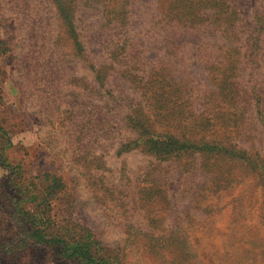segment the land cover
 Listing matches in <instances>:
<instances>
[{
  "label": "rangeland",
  "instance_id": "1",
  "mask_svg": "<svg viewBox=\"0 0 264 264\" xmlns=\"http://www.w3.org/2000/svg\"><path fill=\"white\" fill-rule=\"evenodd\" d=\"M66 1L0 0V195L39 177L21 202L92 259L12 225L0 264H264V0Z\"/></svg>",
  "mask_w": 264,
  "mask_h": 264
},
{
  "label": "trees",
  "instance_id": "2",
  "mask_svg": "<svg viewBox=\"0 0 264 264\" xmlns=\"http://www.w3.org/2000/svg\"><path fill=\"white\" fill-rule=\"evenodd\" d=\"M60 2L62 3V5H65V3L67 2L66 0H60ZM91 0H88V5H90ZM67 9V8H66ZM82 45V44H81ZM79 46V45H76ZM81 47L84 46H80ZM77 48V47H76ZM84 50H87L86 47H84ZM79 51V50H78ZM81 52V51H80ZM82 53V52H81ZM84 55H86V58H91V54L89 53H83ZM92 60V59H90ZM127 70H131L130 67H127L125 69V71ZM152 81H155L157 83H161L162 85V81H156L153 80V78H150ZM150 82V80H149ZM148 82V83H149ZM160 85V86H161ZM108 86H111L110 84ZM117 86V85H116ZM111 93L109 94L110 97H112V91L109 90V88H105V93ZM121 95V93L116 90V101L118 100V97ZM120 99V98H119ZM0 103H1V96H0ZM94 105H90V108L92 109ZM93 113L98 112L95 114L96 118H100L99 121H97L96 123H92V126H98L100 125V128H103L104 131H108V126H107V113L102 111L101 107H95L94 110H91ZM133 110H128L126 119L131 120L133 119V117H131ZM118 112H116L117 114ZM76 129L74 130V132L77 134L75 137V140L77 142V144L82 143L85 140V132L86 129L89 128V123L87 121H83V120H79L76 124H75ZM120 126H118V124L116 123V132L118 130ZM147 128V126H142ZM113 128V127H111ZM137 128V127H136ZM135 129V128H133ZM138 129L140 130V127H138ZM89 130V129H88ZM136 130V129H135ZM133 141V142H132ZM146 141V142H145ZM151 141V142H150ZM127 142H131L134 143V139L129 140ZM163 142H161L160 140H144L141 145H144V147L147 148V151H151L155 156L162 158L163 156L166 155H176V151H178L179 148H172V146L170 145H163ZM136 145V144H134ZM74 153H78V152H74ZM5 159V158H3ZM1 159V161L3 160ZM46 177V175H41L42 180ZM4 178V176H3ZM32 179H38L39 181V177L37 178V176H32L30 179L25 180L24 184L19 183L18 178H14L12 180L6 181V184H3V191L4 193L1 194L0 196L7 199V195L9 194V190L8 187H10V190H12V192H14L16 195L14 197H16V200L18 202H16L15 207H17V209L15 210V212H11V213H7L6 212V217L8 219L9 223H1L0 222V232L1 229H3V231L5 232L4 229L10 228L12 225V227L15 228V230L18 232V239H19V235H22L21 238V243L22 245H26V244H34V245H39L43 248L48 249V251L52 252L53 256L58 257L60 255V253L63 254V256H65L67 259L76 262L78 260V257L85 259L86 261L91 262L92 256L89 254V252L82 250L81 244L78 240L76 239H68L69 235V228H71V216L68 217V219H64L62 221H59L58 218L54 219L53 217L50 218L48 216L47 213H45L43 211V206L38 207V206H32V208H27L25 205L26 203L21 202V198L24 196L23 194H30L31 189H36V187L39 185V183L36 181H32ZM57 182V181H56ZM8 184V185H7ZM58 184V183H57ZM55 184V186L57 185ZM54 188L53 185H51V189ZM37 195V194H36ZM36 195H33L32 197H36ZM22 196V197H21ZM30 197V196H29ZM31 198V197H30ZM23 199V198H22ZM52 198H47L45 200V204H48V201H50ZM9 205H3L0 204V208L4 211L5 209L9 210ZM47 208L48 205H47ZM11 210H13V208H11ZM20 212V215H18V213ZM70 218V219H69ZM68 222V223H66ZM156 239L153 238V241H155ZM9 241L11 242L10 239L6 238L5 236H2L0 234V259L1 258H5V250L7 249L8 245L10 244ZM70 241H72V243L74 242V246L69 249V245H70ZM81 251V255L78 254ZM158 253H160L161 251H157Z\"/></svg>",
  "mask_w": 264,
  "mask_h": 264
}]
</instances>
